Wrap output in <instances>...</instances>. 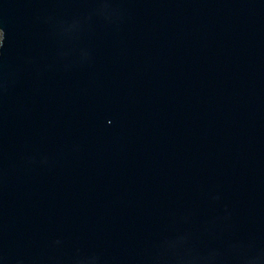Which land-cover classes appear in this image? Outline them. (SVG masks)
Returning a JSON list of instances; mask_svg holds the SVG:
<instances>
[{
	"label": "water",
	"instance_id": "95a60500",
	"mask_svg": "<svg viewBox=\"0 0 264 264\" xmlns=\"http://www.w3.org/2000/svg\"><path fill=\"white\" fill-rule=\"evenodd\" d=\"M0 264H264V0H0Z\"/></svg>",
	"mask_w": 264,
	"mask_h": 264
}]
</instances>
